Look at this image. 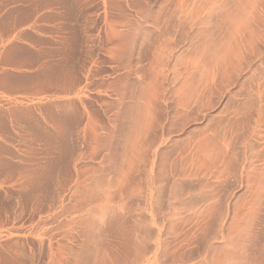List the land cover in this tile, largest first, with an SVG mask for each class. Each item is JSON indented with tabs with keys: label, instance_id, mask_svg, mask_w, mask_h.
Segmentation results:
<instances>
[{
	"label": "rangeland",
	"instance_id": "obj_1",
	"mask_svg": "<svg viewBox=\"0 0 264 264\" xmlns=\"http://www.w3.org/2000/svg\"><path fill=\"white\" fill-rule=\"evenodd\" d=\"M81 9L0 96V264H264V0Z\"/></svg>",
	"mask_w": 264,
	"mask_h": 264
},
{
	"label": "crops",
	"instance_id": "obj_2",
	"mask_svg": "<svg viewBox=\"0 0 264 264\" xmlns=\"http://www.w3.org/2000/svg\"><path fill=\"white\" fill-rule=\"evenodd\" d=\"M81 0H0V96L43 91L80 32ZM3 114L0 110V133ZM3 152L0 141V163Z\"/></svg>",
	"mask_w": 264,
	"mask_h": 264
}]
</instances>
